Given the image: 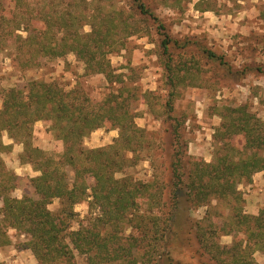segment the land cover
Wrapping results in <instances>:
<instances>
[{
  "label": "trees",
  "instance_id": "obj_1",
  "mask_svg": "<svg viewBox=\"0 0 264 264\" xmlns=\"http://www.w3.org/2000/svg\"><path fill=\"white\" fill-rule=\"evenodd\" d=\"M134 2L140 16L156 23L172 88L164 120L175 134L174 148L166 169L160 172L155 166L149 180L132 173L151 144L136 122L126 73L117 72L110 58L138 31L136 22L120 10H105L101 0H72L71 8L52 4L38 11L29 0H12L11 5L0 0V51L11 50L24 72L36 69L41 58L74 53L86 75L101 74L119 85L95 101L83 82L68 88L55 79L32 78L24 87L4 88L0 81V248L11 244L13 228L26 237L22 245L34 264H175L180 259L170 244L178 241L195 246L196 255L208 264H257L255 253L264 252V207L245 212L239 185L264 171V119L247 105L226 107L213 137V160L189 154L179 123L169 113L176 87L189 72L172 62L171 50L187 43L174 38L143 0ZM199 47L226 65L223 56ZM40 120L51 122L52 152L34 143V125ZM98 128L118 129L119 134L107 146L85 147V138ZM5 133L23 145L22 163L39 172L31 179L37 198L13 195L17 175L4 160L12 148L4 142ZM55 200L60 202L56 211L50 208ZM83 201L89 207L80 218L75 206ZM219 202L229 208L222 224L215 220L222 213L212 212ZM201 207L207 211L196 217L194 211ZM223 235L234 238L223 244Z\"/></svg>",
  "mask_w": 264,
  "mask_h": 264
},
{
  "label": "rangeland",
  "instance_id": "obj_2",
  "mask_svg": "<svg viewBox=\"0 0 264 264\" xmlns=\"http://www.w3.org/2000/svg\"><path fill=\"white\" fill-rule=\"evenodd\" d=\"M29 1L37 11L49 9L52 1L60 9L72 6V0ZM143 1L160 17L174 38L179 39L181 44L187 43L183 48L174 47L171 50L172 62L177 63L182 73L186 68L189 72L186 80L176 87L178 96L174 110L169 113L179 123L188 153L212 161L216 148L213 137L222 120L221 111L226 107L247 105L251 112L264 119V0ZM7 2L12 4V0ZM95 4L98 5V2L90 6L91 10ZM100 4L105 10L122 11L131 23L136 22L138 29L125 39V47L110 58L117 72L126 73L124 83L132 90L131 95L134 93L131 99L138 114L136 122L145 128L152 148L141 152L142 159L132 173L149 180L157 171L155 166L160 172L166 169L174 148L172 137L175 134L169 122L164 120L168 115L166 103L172 90L165 70L167 54L161 55V35L156 23L140 16L134 0H101ZM85 30H89V25L85 26ZM19 32L26 35L25 31ZM199 46L223 56L226 65L209 58ZM10 53L11 50L0 51V81L4 88L24 87L32 78L55 79L68 88L83 82L91 97L101 101L106 93L119 86L111 85L104 75H86L84 65L74 53L60 58H41L36 69L25 72ZM184 63L186 65L182 66ZM259 67L263 68V72L258 70ZM229 68L232 72L228 71ZM50 126V121L40 120L34 125L33 132L34 143L48 152H52L56 144ZM118 134V129L98 128L85 138L84 145L88 148L107 146ZM236 137L240 142L242 136ZM3 139L6 144L12 143V148L3 156L8 168L17 175L13 195L23 197L28 194L37 198L31 179L39 172L30 164L22 163V144L14 142L6 133ZM239 189L244 196L245 212L256 213L264 207V171L255 173L252 182L240 183ZM59 206V200H55L50 208L56 211ZM88 207V201H83L75 206V211L83 218ZM206 211V207H201L195 209L194 215L202 217ZM215 211L222 213L221 218L215 217L222 224L229 213L227 204L219 202L217 210L212 209V212ZM9 234L12 242L0 248V264H34L31 251L22 245L26 237L13 228L9 229ZM233 238V235H223L221 242L230 244ZM170 247L175 249L176 259H180L175 264H208L206 259L196 255L195 246L187 241L172 242ZM255 258L257 264H264V252L257 251Z\"/></svg>",
  "mask_w": 264,
  "mask_h": 264
}]
</instances>
